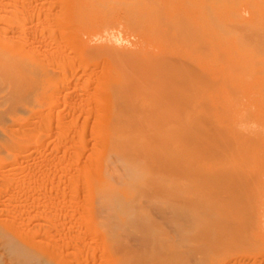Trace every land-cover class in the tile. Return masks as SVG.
<instances>
[{
  "label": "rangeland",
  "instance_id": "obj_1",
  "mask_svg": "<svg viewBox=\"0 0 264 264\" xmlns=\"http://www.w3.org/2000/svg\"><path fill=\"white\" fill-rule=\"evenodd\" d=\"M92 1H82L84 4L82 5L81 0H0V46L5 47L4 49L7 46V49H10V46L16 45L14 48L18 46L19 48H11L14 53L17 52L15 54H25L31 66L36 64L45 66L55 75L51 76L50 70L47 72L49 74L43 72L42 75L45 73L48 78L51 77L47 81L45 75L44 82L42 79L44 77L40 73L44 71L43 68L41 67V70L40 67L36 69L33 67V78L36 77L34 79L36 82L40 79L39 83L33 80L30 98L20 96L22 99L19 95L13 97L16 92L9 93L7 87L10 83L4 72L2 74L4 79L0 80V264H264V215H259V208L263 207L264 210V36L262 35L264 19L257 17L264 16V0H238L239 2L236 0L219 2L218 0H156L157 2L118 0L119 3L117 0H104L105 4L107 2L106 6L99 0H94L96 5L92 6L94 4ZM75 2L85 14L82 10L78 11L77 6H74L77 10L70 9ZM157 6L165 7L162 9L164 13ZM254 6L256 8L251 9ZM181 7L182 9L179 10ZM113 8L116 10L114 9L111 16L117 15L109 17L110 12H106L105 9L112 11ZM157 9L161 15L158 14ZM74 10L79 14L73 12ZM133 10L134 14L129 12ZM140 12L144 13L142 14L144 17L141 16L143 19L139 17ZM235 13L239 15L235 16ZM135 14H139L138 17ZM149 14L152 18H149ZM78 15L81 17L79 18ZM85 15L97 16L98 20L102 17L100 18L102 21H95L93 17L91 18L94 21L91 18H83ZM163 15L167 17L165 22ZM107 16L113 23L109 24ZM128 16L131 21H128ZM237 18L241 19L240 22ZM76 19L80 22H76ZM103 20L108 27L100 24V21L104 23ZM88 21L90 25L87 24ZM184 22H187V25ZM244 23L246 25L250 23V28L254 26L251 32ZM162 27L164 28L160 33L165 34L161 35L159 28ZM149 28L153 32L149 31ZM246 28H249L248 31ZM184 31L188 34L186 32L183 34ZM178 32L182 34V38L179 37L181 34ZM252 37L256 38L257 43L254 40V43H250ZM185 42H188V45ZM94 44L99 45L97 47ZM105 45L114 48L110 51ZM256 46L263 49L262 53ZM99 49L101 53L96 54L100 52ZM194 49L198 52L192 51ZM109 55L113 56V59L120 57L121 62L119 63L118 58L111 64V60L110 64L107 62L106 68L104 65L107 64L104 62L106 58V60L111 59ZM216 57L220 58L216 59ZM115 65L118 66L117 69ZM121 69L123 72L119 75ZM128 75L129 78L125 77ZM125 78L129 79L127 84ZM187 78L191 83L189 79V83L187 82ZM110 81H112L111 88H109ZM196 86L200 91L195 94ZM113 88L116 91H113ZM107 90L110 92L112 90V94ZM116 92L118 93L114 94L115 97H111ZM9 94L12 95L11 99ZM131 94L134 96V101L130 98ZM51 96L58 97L59 100L54 101L55 98L52 100ZM145 97L151 98H148L151 109ZM114 99L117 101L115 102ZM171 100L175 103L173 104ZM103 103L107 108L109 107V111ZM144 104L149 107L145 105L146 108L143 109ZM116 110L119 112H116L119 119L114 115ZM112 114L111 119L114 122L110 119ZM148 114L151 116H147ZM209 114L211 118L207 119L205 116L208 117ZM187 117L190 120L192 117L194 122L192 120L189 122ZM104 119L106 122H103ZM183 119L185 122H192V125L190 124L189 127ZM155 125L157 127L154 128ZM233 125L239 126L234 128ZM244 126L250 131L253 130V133ZM163 128H166L165 131ZM147 129L152 130L151 136ZM166 130L171 132L168 134ZM223 130L227 135L222 132ZM241 132H244L243 135ZM172 133L173 139H171ZM217 134L222 138L217 137ZM142 137L145 140H141ZM120 138H125V141L122 139L120 142ZM137 138L141 142H138ZM168 138L171 139L170 142ZM230 139L233 140L228 142ZM147 140L148 142H145ZM108 142H110L109 146L113 142L111 148L107 147ZM164 144L165 148L162 146ZM179 144L181 145L177 147L176 145ZM115 145L117 146L113 147ZM166 145L174 150L169 148L170 152ZM186 149L187 151H184ZM175 154L177 156L179 154L178 159ZM134 161L138 163V168ZM113 164H117L118 167L115 168ZM130 166L136 167V171ZM160 167L163 171L166 169L165 173L161 172ZM130 168L132 170H129ZM113 171H116V174ZM157 178L160 180L156 183ZM169 180L174 181L171 183ZM164 184L167 188L170 185L169 188H174L173 191L176 190L178 194L173 193L172 189H166ZM116 194H119L118 197ZM191 197L196 200H192ZM107 204L112 205H109V208ZM256 221L257 225L254 226Z\"/></svg>",
  "mask_w": 264,
  "mask_h": 264
},
{
  "label": "bare ground",
  "instance_id": "obj_2",
  "mask_svg": "<svg viewBox=\"0 0 264 264\" xmlns=\"http://www.w3.org/2000/svg\"><path fill=\"white\" fill-rule=\"evenodd\" d=\"M51 1H52V0H51ZM82 1L84 2L85 0H81V3H82ZM86 1H88V0H86ZM90 1H91V0H90ZM93 1H94V0H93ZM93 1H92V4H93ZM96 1H98V0H96ZM99 1H101V2L104 3V0H103V1H102V0H99ZM105 1H106V0H105ZM117 1H118V0H117ZM117 1H116V2H117ZM120 1H121V0H120ZM128 1H129V0H128ZM152 1H154V0H152ZM155 1H156V0H155ZM160 1H161V0H160ZM183 1H185V0H183ZM193 1H194V0H193ZM196 1H197V0H196ZM206 1H207V0H206ZM216 1H217V0H216ZM219 1H222V0H218V2H219ZM228 1H229V0H228ZM230 1H231V0H230ZM236 1L239 2L238 0H236ZM116 2H115V3H116ZM129 2H130V1H129ZM156 2H157V1H156ZM187 2H189V1H187ZM203 2H204V1H203ZM212 2H213V1H212ZM237 2H236V3H237ZM243 2H244V1H243ZM254 2H255V1H254ZM260 2H261V1H260ZM81 3H80V4H81ZM97 3H99V2H97ZM117 3H119V1H118ZM123 3H124V2H123ZM134 3H135V2H134ZM138 3H139V2H138ZM142 3H143V2H142ZM148 3H151V2H148ZM167 3H168V2H167ZM169 3H171V2H169ZM191 3H192V2H191ZM191 3H190V4H191ZM197 3H198V2H197ZM200 3H201V2H200ZM205 3H206V2H205ZM252 3H253V2H252ZM85 4H86V2H85ZM87 4L89 5V3H87ZM100 4H101V3H100ZM104 4H105V3H104ZM104 4H102V8L104 7V6H103ZM109 4H110V2H109ZM128 4H130V3H128ZM140 4H141V3H140ZM140 4H139V5H140ZM153 4H154V3H153ZM209 4H210V3H209ZM253 4H255V3H253ZM257 4H258V3H257ZM82 5H84V4L82 3ZM95 5H96V4H95V1H94V4H93L92 6H95ZM97 5H98V4H97ZM106 5H107V2H106V4H105V6H106ZM120 5H121V4H120ZM141 5H142V4H141ZM141 5H140V6H141ZM162 5L164 6V4H162ZM201 5H202V4H201ZM248 5H249V4H248ZM74 6H77V8H78V4L76 5V2H75V3H73V8H70V9H71V10H72V9L77 10ZM80 6H81V5H80ZM85 6H86V5H85ZM85 6H83V8H84ZM90 6H91V5H90ZM135 6H137V4H136ZM163 6H157V7L160 8V7H163ZM166 6H167V5H166ZM232 6H233V5H232ZM250 6H251V5H250ZM250 6H248V7H250ZM255 6H256V5H255ZM255 6H254V8L251 7V9H255V8H256ZM259 6H260V5H259ZM259 6H258V7H259ZM86 7H88V6H86ZM86 7H85V8H86ZM96 7H97V6H96ZM96 7L94 8V10H96ZM114 7H115V6H114ZM120 7H121V6H120ZM168 7L170 8V5H169V4H168ZM197 7H198V6H197ZM203 7H204V6H203ZM203 7H202V8H203ZM235 7H236V6H235ZM260 7H261V6H260ZM80 8H81V7H80ZM92 8H93V7H92ZM99 8H100V6H99ZM107 8H108V7H107ZM111 8H112V7H111ZM121 8H123V6H122ZM164 8H165V7H164ZM164 8H160L161 11H162V9H164ZM184 8H185V7H184ZM209 8H210V7H209ZM214 8H215V6H214ZM230 8H231V7H230ZM90 9H91V8H90ZM100 9H101V8H100ZM103 9H104V8H103ZM103 9H101V10L103 11ZM108 9L111 10L110 8H108ZM114 9L116 10V8H113L112 11H107V9H105L106 12H108V13L110 12V13H109V14H110L109 17H114V16L117 15V14H116V15H112V16H111V14H112V12L114 11ZM128 9H129V8H128ZM142 9H144V8H141V10H142ZM176 9H177V8H176ZM181 9H182V7L179 8V10H181ZM187 9H188V8H187ZM190 9H191V8H190ZM221 9H224V8H221ZM75 10H74L73 12H76L77 14H79L78 11H79L80 9L78 8V11H75ZM81 10H82V9H81ZM81 10H80V11H81ZM101 10H100V11H101ZM130 10H131V9H130ZM157 10H158V14L161 15L159 9H157ZM157 10H156V11H157ZM179 10H178V11H179ZM225 10H226V9H225ZM263 10H264V8H263ZM69 11H70V10H69ZM97 11H98V10H97ZM102 11H101V12H102ZM135 11H136V10H135ZM172 11L174 12V10H172ZM172 11H171V12H172ZM183 11H185V10H183ZM191 11H192V10H190V12H191ZM210 11H211V10H210ZM216 11H217V9H216ZM219 11H220V10H219ZM60 12H61V11H60ZM98 12H99V11H98ZM120 12H121V11H120ZM123 12H125V11L123 10ZM129 12H130V13L133 12V14H134V10H133V11H129ZM136 12L138 13V11H136ZM153 12H154V10H153ZM162 12H163V11H162ZM162 12H161V13H162ZM175 12H177V11H175ZM179 12H180V11H179ZM187 12L189 13V11H187ZM192 12H193V11H192ZM195 12H196V11H195ZM230 12H231V11H230ZM260 12H261V11H260ZM58 13H59V12H58ZM71 13H72V12H71ZM76 13H75V14H76ZM80 13H81V12H80ZM82 13L85 14L83 10H82ZM94 13H95V12H94ZM116 13H118V12L116 11ZM151 13H152V12H150V14H151ZM163 13H164V12H163ZM209 13H210V12H209ZM209 13H208V14H209ZM216 13H218V12H216ZM238 13H239V12H238ZM238 13H235V16H236V14H237V15L240 14V13H239V14H238ZM254 13H255V12H254ZM256 13H257V12H256ZM83 14H82V15H83ZM126 14H127V13H126ZM140 14H141V15H140L139 17H141V16L144 17V15H142V14H144V13H141V12H140ZM145 14H146V13H145ZM150 14H149V18L153 15V14H151V16H150ZM176 14H177V13H176ZM176 14H175V15H176ZM226 14H227V13H226ZM257 14H258V13H257ZM257 14H256V15H257ZM259 14H260V13H259ZM103 15H104V14H103ZM118 15H119V14H118ZM127 15H128V14H127ZM135 15H136V14H135ZM138 15H139V14H138ZM138 15H136V16L138 17ZM175 15H173V16L175 17ZM184 15H185V14H184ZM78 16H79V15H78ZM95 16H96V15H95ZM105 16H106V14H105ZM105 16H104V17H105ZM122 16H123V15H122ZM131 16H133V15H131ZM163 16H164V15H163ZM180 16H181V15H180ZM180 16H179V17H180ZM190 16H191V13H190ZM206 16H207V15H206ZM241 16H242V15H241ZM80 17H81V16H79V18H80ZM91 17H93V16H91ZM91 17H89V16L86 17V15L83 16V18H91ZM96 17H97V16H96ZM96 17H93V18L96 19L95 21L98 20V18H96ZM143 17H141V18L143 19ZM165 17H166V16H164V22L166 21ZM185 17H186V16H185ZM195 17H196V14H195ZM210 17H211V16H210ZM210 17H209V18H210ZM219 17H220V16H219ZM219 17H218V18H219ZM223 17H224V16H223ZM231 17H232V16H231ZM257 17H258V18H259V17H260V18L262 17L261 20L264 19V18H263L264 16H262V15H261V16L259 15V16H257ZM72 18H73V17H72ZM76 18H78V17H76ZM79 18H78V20H79ZM100 18H102V17H100ZM100 18H99V20H101ZM107 18H108V16H107ZM129 18H130V17L128 16V21H131V20H129ZM141 18H140V20H142ZM151 18H152V17H151ZM154 18H155V17H153V20H154ZM166 18H167V17H166ZM176 18H177V17H176ZM181 18H182V16H181ZM181 18H180V19H181ZM189 18H190V17H189ZM207 18H208V17H207ZM220 18H221V17H220ZM241 18H242V17H241ZM54 19H55V18H54ZM54 19H53V20H54ZM73 19H74V18H73ZM105 19H106V18H105ZM105 19H104V20H105ZM126 19H127V18H126ZM132 19L134 20V18H132ZM135 19H137V18L135 17ZM162 19H163V18H162ZM172 19H173V18H171V20H172ZM178 19H179V18H178ZM214 19H216V18H214ZM237 19H238V18H237ZM239 19H240V18H239ZM239 19H238V21H239ZM76 20H77V19H76ZM78 20H77L76 22H80V21H78ZM84 20H85V19H84ZM91 20H93V19L91 18ZM99 20H98V21H99ZM104 20H103V21H104ZM106 20H107V19H106ZM108 20H109V18H108ZM108 20H107V22H108ZM137 20H139V18H138ZM148 20H149V19H148ZM148 20H147V21H148ZM171 20H170V21H171ZM182 20L184 21V19H182ZM187 20H188V18H187ZM190 20H191V19H190ZM240 20H241V19H240ZM255 20H256V19H255ZM255 20H254V21H255ZM86 21H87V19H86ZM89 21H90V20H89ZM89 21H88V23H87V22H86V23L90 25V22L92 23V21H90V22H89ZM93 21H94V20H93ZM101 21H102V20H101ZM101 21H100V24H104V25H105V21H104V23H101ZM158 21H159V20H158ZM174 21H175V20H173V22H174ZM225 21H226V20H225ZM254 21H252V22H254ZM262 21H264V20H262ZM143 22H145V21H143ZM143 22H140V24L143 23ZM151 22L154 23V21H150V23H151ZM173 22H171V23H173ZM176 22H177V21H176ZM176 22H175V23H176ZM239 22H240V21H239ZM255 22H257V21H255ZM84 23H85V22H84ZM111 23H113V21L110 19V20H109V24H111ZM114 23H116V22L114 21ZM157 23H158V22H157ZM162 23H163V22H162ZM178 23H180V22H178ZM184 23H185V22H184ZM186 23H187V22H186ZM186 23H185V24H186ZM196 23H197V22H196ZM223 23H224V22H223ZM228 23H229V22H228ZM231 23H232V22H231ZM237 23H238V22H237ZM245 23H246V22H245ZM245 23H244L245 27H246V26L249 27V24H250V23L247 24V25H246ZM95 24H96V23H94V25H95ZM125 24H126V23H125ZM159 24H160V23H159ZM176 24H177V23H176ZM240 24H241V23H240ZM240 24H237V25L239 26ZM89 25H88V26H89ZM94 25H93V27H94ZM96 25H97V24H96ZM127 25H128V24H127ZM151 25H154V24H151ZM172 25H173V24H172ZM172 25H171V26H172ZM180 25H181V24H180ZM186 25H187V24H186ZM194 25H195V24H193V26H194ZM196 25H197V24H196ZM215 25H216V24H215ZM137 26H138V25H137ZM154 26H155V25H154ZM161 26H162V25H161ZM161 26H160V27H161ZM165 26H166V25H165ZM173 26H174V25H173ZM227 26H228V25H227ZM238 26H237V27H238ZM261 26H263V25H261ZM91 27H92V25H91ZM105 27H108V26L105 25ZM132 27H134V26L132 25ZM147 27H148V25H147ZM156 27H157V26H156ZM168 27H169V26H168ZM197 27H198V26H197ZM235 27H236V26H235ZM243 27H244V26H243ZM252 27H254V26H252ZM252 27H251V28H252ZM255 27H256V26H255ZM259 27H260V26H259ZM259 27H258V28H259ZM83 28H85V27H83ZM136 28H137V27H136ZM141 28H142V26H141ZM152 28H153V27H152ZM154 28H155V27H154ZM163 28H164V27L159 28V29H160V30H159V33L162 32L161 29H163ZM166 28H167V27H166ZM198 28H199V27H198ZM228 28H229V27H228ZM239 28H240V27H239ZM249 28H250V27H249ZM249 28H246L247 31H248ZM251 28H250V31H249V32L252 31ZM85 29H86V28H85ZM137 29H138V28H137ZM155 29H158V28H155ZM173 29H174V28H173ZM173 29H171V30H173ZM188 29H189V28H188ZM207 29H208V28H207ZM253 29H255V28H253ZM165 30H166V29H165ZM168 30H169V29H168ZM174 30H176V29H174ZM189 30H190V29H189ZM194 30H195V29H194ZM244 30H245V29L243 28V31H244ZM257 30H258V29H257ZM259 30H260V29H259ZM132 31H133V30H132ZM134 31H136V30L134 29ZM147 31H148V30H147ZM149 31H152V30H150V28H149ZM154 31L156 32V30H154ZM169 31H170V30H169ZM186 31H187V30H186ZM186 31H184L183 34H185ZM253 31H255V30H253ZM263 31H264V30H263ZM111 32H112V31H111ZM152 32H153V31H152ZM152 32H151V33H152ZM155 32H154V34H155ZM163 32H165V31H163ZM180 32H183V31H180ZM180 32H178V33H180ZM197 32H198V30H197ZM209 32H210V31H209ZM223 32H224V31H223ZM258 32H259V31H258ZM107 33H108V32H107ZM145 33H146V32H145ZM148 33H149V32H148ZM157 33H158V32H157ZM159 33H158V34H159ZM167 33H168V32H167ZM175 33H176V32H175ZM186 33H187V32H186ZM194 33H195V32H194ZM205 33H206V32H205ZM244 33H246V32L244 31ZM247 33H248V32H247ZM253 33H254V32H253ZM261 33H262V32H260V35H261ZM108 34H110V33H108ZM160 34L162 35V34H165V33H160ZM160 34H159V36H160ZM170 34H172V33H170ZM180 34H181V33H180ZM187 34H188V33H187ZM196 34H197V33H196ZM196 34H195V35H196ZM222 34H223V33H222ZM254 34H256V33H254ZM96 35H97V34H96ZM111 35H112V34H111ZM156 35H157V34H156ZM205 35H206V34H205ZM249 35H250V34H249ZM262 35L264 36L263 33H262ZM20 36H21V35H20ZM93 36H94V35H93ZM105 36H106V35H105ZM164 36H165V35H164ZM198 36H199V35H198ZM206 36H207V35H206ZM237 36H238V35H237ZM179 37L182 38V34H181V36H179ZM183 37H184V35H183ZM187 37L189 38L190 36L188 35ZM201 37H202V36H201ZM211 37H212V36H211ZM228 37H229V36H228ZM247 37H249V36H247ZM255 37H257V36H255ZM260 37H261V36H260ZM19 38H20V37H19ZM21 38H22V37H21ZM94 38H95V37H94ZM111 38H112V37H111ZM164 38H165V37H164ZM184 38H185V37H184ZM184 38H183V39H184ZM213 38H214V37H213ZM236 38H237V37H236ZM250 38H251V37H250ZM252 38H253V37H252ZM10 39H12V38L10 37ZM13 39H14V38H13ZM160 39H161V38H160ZM193 39H194V38H193ZM255 39H256V38H255ZM255 39L253 38L252 41H253V40L255 41ZM259 39H260V38H259ZM262 39H263V37H262L260 40L262 41ZM24 40H25V39H24ZM112 40H114V39H112ZM164 40H165V39H164ZM170 40H171V39H170ZM180 40H182V39H180ZM204 40H205V39H204ZM204 40H203V41H204ZM13 41H14V40H13ZM16 41H17V40H16ZM158 41H159V40H158ZM172 41H173V40H172ZM184 41H185V40H184ZM194 41H195V40H194ZM196 41H197V40H196ZM209 41H210V40H209ZM247 41H248V40H247ZM252 41H251L250 43H254V41H253V42H252ZM261 41H260V42H261ZM174 42H175V41H174ZM255 42H256V41H255ZM9 43H10V42H9ZM15 43H16V42H15ZM175 43H176V42H175ZM185 43H187V45H188V42H185ZM256 43H257V42H256ZM176 44H177V43H176ZM179 44H181V43H179ZM191 44H192V43H191ZM0 45H1V44H0ZM18 45H20V44H18ZM91 45H92V44H91ZM94 45L98 47L99 44H94ZM173 45H174V44H173ZM181 45H182V44H181ZM185 45H186V44H185ZM197 45H198V43H197ZM197 45H195V47H196ZM211 45H213V43H212ZM14 46H16V45H14ZM14 46H10V49H7L8 46L6 47V49H4L5 47L3 48V47L0 46V80L4 79V78H3V75H2L3 72H4L5 75L7 76V79H8V81H9V83H10V84H9V87H7V88L9 89V93L12 94L13 92H16L17 94L15 93V94L13 95V97H15V98H16V96H18V95H19V97H20V96H23V97H25V96H26V97H29V95H30L31 92L33 91V83H34V81H35L34 79L36 78V77L33 78V77H34L33 70H32L33 67H34V69L39 68V67H40V68L42 67L44 71H41V72H40L41 75H42L43 72H46V73L49 72L50 69L48 70V69H46L45 66H42V65H39V64H38V65L36 64V65H34V66H33V65L31 66V62L28 61L29 59H27V57H26L25 54H23V53L15 54V53H17V52L14 53V50H12V49L14 48ZM22 46H23V45H22ZM95 46H94V47H95ZM105 46L107 47L108 45H105ZM171 46H172V45H171ZM190 46H191V45H190ZM207 46H208V45H207ZM12 47H13V48H12ZM17 47H18V46H17ZM17 47H15V48H17ZM94 47H93V49H94ZM108 47H109L108 50L110 49V51H111V48H114V47H112V46H111V47L108 46ZM177 47H178V44H177ZM182 47H183V45H182ZM185 47H186V46H185ZM187 47H188V46H187ZM191 47L193 48L194 45L191 46ZM210 47H212V46H210ZM241 47H242V46H241ZM249 47H250V46H249ZM256 47H258V46H256ZM262 47H263V46H262ZM11 48H12V49H11ZM15 48H14V49H15ZM18 48H19V47H18ZM56 48H58V47H56ZM87 48H88V47H87ZM102 48H104V46H103ZM163 48H164V47H163ZM252 48H253V47H252ZM60 49H61V48H60ZM60 49H59V50H60ZM85 49H86V48H85ZM88 49H89V48H88ZM93 49H92V50H93ZM96 49L98 50V48H96ZM207 49H208V48H207ZM209 49H210V48H209ZM216 49H217V47H216ZM254 49H255V48H254ZM254 49H253V50H254ZM257 49L260 50V52L263 50L262 48L259 49V47H258ZM22 50H24V49L22 48ZM90 50H91V48H90ZM108 50H107V51H108ZM114 50H116V48H115ZM123 50L126 51V49H123ZM160 50H161V49H160ZM171 50H172V49H171ZM174 50L176 51V49H174ZM174 50H172V51H174ZM181 50H182V48H181ZM181 50H180V51H181ZM196 50H197V49H196ZM196 50L194 49V50H192V51L195 52ZM199 50L201 51L202 49L199 47ZM217 50H218V49H217ZM233 50H234V49H233ZM15 51H16V50H15ZM93 51H94V50H93ZM95 51H96V50H95ZM99 51H100V49H99ZM192 51H191V53H192ZM206 51H207V50H206ZM220 51H221V50H220ZM263 51H264V50H263ZM20 52H21V51H20ZM22 52H23V51H22ZM25 52L27 53V51H25ZM127 52H129V51H127ZM130 52H131V51H130ZM133 52H134V51H132V53H133ZM164 52H165V50H164ZM177 52H178V50H177ZM186 52H187V51H186ZM197 52H198V50H197ZM203 52H204V51H203ZM207 52L209 53L210 51H207ZM218 52H219V51H218ZM260 52L258 51V54H259ZM97 53H101V51H100V52H96V54H97ZM107 53H108V52H107ZM116 53H118V52L116 51V52H115V55H116ZM119 53L121 54V51H120ZM167 53H168V52H167ZM200 53H201V52H200ZM208 53H207V55H208ZM213 53H214V52H213ZM213 53H212V55H213ZM226 53H227V52H226ZM261 53H262V52H261ZM103 54H105V53L103 52ZM103 54H102V56H103ZM120 54H118V55H120ZM161 54H162V53H161ZM179 54H180V53H179ZM227 54H228V53H227ZM105 55H106V54H105ZM124 55H125V53H124ZM180 55H181V54H180ZM209 55H211V53H210ZM109 56L111 57V55H109ZM109 56H108V57H109ZM116 56H117V55H116ZM159 56H160V55H159ZM183 56H184V55H183ZM192 56H193V55H192ZM202 56H203V55H202ZM121 57H122V56H121ZM146 57H147V56H146ZM146 57H145V58H146ZM164 57H165V56H164ZM205 57H206V56H205ZM226 57H227V56H226ZM230 57H231V56H230ZM104 58H105V57L103 56V59H104ZM118 58H119V60H120V61H119V63H120V62H121V58H120V57H118ZM118 58L116 57V58H114V59H115V60H116V59L118 60ZM138 58H139V57H138ZM183 58H184V57H183ZM217 58H218V57H216V59H217ZM219 58H220V57H219ZM219 58H218V59H219ZM106 59H107V58H106ZM106 59H105L106 62H104V63H106L107 65H104V66L107 68L108 63L112 60V62H110V63L112 64L114 59H113V56L111 57L110 60H106ZM123 59H125V56H124ZM178 59H179V58H178ZM181 59H182V58H181ZM184 59H185V58H184ZM186 59H188V57H186ZM189 59H190V57H189ZM189 59H188V60H189ZM211 59H212V58H211ZM229 59H230V58H229ZM141 60H142V59H141ZM143 60H144V56H143ZM159 60H160V59H159ZM191 60H192V59H191ZM191 60H190V61H191ZM207 60H209V59H207ZM224 60H225V59H224ZM135 61H136V60H135ZM145 61H146V60H145ZM186 61H187V60H185V62H186ZM209 61H210V60H209ZM29 62H30V63H29ZM38 62H39V61H38ZM107 62H108V63H107ZM114 62L116 63L117 61H114ZM156 62H157V60H156ZM187 62H188V61H187ZM193 62H194V60H193ZM223 62H224V61H223ZM259 62H260V61H259ZM110 63H109V64H110ZM117 63H118V62H117ZM130 63H131V62H130ZM151 63H152V62H151ZM164 63H165V62H164ZM213 63H214V62H213ZM262 63H263V61H262ZM137 64H138V62H137ZM145 64H146V62H145ZM154 64H155V63H154ZM167 64H168V63H167ZM187 64H189V63H187ZM192 64H193V63H192ZM131 65H132V64H131ZM207 65H208V64H207ZM214 65H216V64H214ZM46 66H47V65H46ZM104 66H103V67H104ZM120 66H121V65H119V67H120ZM141 66H142V65H141ZM165 66H166V65H165ZM181 66H182V65H181ZM181 66H180V67H181ZM44 67H45V68H44ZM114 67H116L115 69L118 68V66H116V65H115ZM149 67H150V66H149ZM158 67H159V66H158ZM166 67H167V66H166ZM176 67H177V66H176ZM180 67H179V68H180ZM195 67H197V65H195ZM42 68H41V70H42ZM50 68H51V67H50ZM108 68H109V67H108ZM120 68H123V67H120ZM120 68H119V70H120ZM129 68H130V66H129ZM156 68H157V67H156ZM182 68H183V67H182ZM182 68H181V69H182ZM164 69H165V67H164ZM261 69H262V68H261ZM47 70H48V71H47ZM106 70H107V69H106ZM119 70H117V71H119ZM177 70H178V69H177ZM192 70H193V69H192ZM199 70H200V69H199ZM235 70H236V69H235ZM51 71H52V70H50V72H49L50 75H51V76H55V75H53V74L51 73ZM111 71H112V69H111ZM132 71H133V70H132ZM137 71H138V70H137ZM143 71H144V70H143ZM154 71H155V70H154ZM156 71H157V70H156ZM186 71H188V70H186ZM103 72H104V69H103ZM122 72H123V70L121 69V73L118 72L119 75H120V74L122 75ZM149 72H150V71H149ZM254 72H255V71H254ZM49 73H47V74H49ZM198 73H199V72H198ZM202 73H203V72H202ZM205 73H206V72H205ZM36 74H37V72H36ZM108 74H109V73H108ZM128 74H129V73H128ZM134 74H135V73H134ZM143 74H144V73H143ZM167 74H168V73H167ZM174 74H176V73H174ZM179 74H180V73H179ZM45 75H46L45 73H44V75H42V76L44 77V78H42V79L44 80V82H45L46 79H48L47 81H49V79H50L51 77L48 78V76L46 75V77H47V78H46ZM50 75H49V76H50ZM106 75H107V73H106ZM171 75H172V74H171ZM182 75H183V74H182ZM260 75H261V74H260ZM39 76H40V75H39ZM109 76H110V74H109ZM133 76H134V75H133ZM151 76H152V75H151ZM214 76H215V75H214ZM40 77H41V76H40ZM40 77H39V78H40ZM105 77H106V76H105ZM125 77H128V78H129V75H128V76H125ZM139 77H140V76H139ZM153 77H155V75H154ZM173 77H174V76H173ZM181 77H183V76H181ZM188 77H189V76H188ZM209 77H211V76H209ZM37 78H38V77H37ZM45 78H46V79H45ZM143 78H144V77H143ZM167 78H168V77H167ZM174 78H175V77H174ZM184 78H185V75H184ZM193 78H194V77H193ZM195 78H196V77H195ZM120 79H121V76H120ZM125 79H126V78H125ZM155 79H156V78H155ZM188 79H189V78H187V82L189 83V81H190V83H191V80H190L191 77H190L189 81H188ZM33 80H34V81H33ZM36 80H37V79H36ZM39 80H40V79H39ZM39 80L37 81L38 83H39ZM43 80H41V81H43ZM126 80H127V79H126ZM128 80H129V79H128ZM128 80H127L126 84L128 83ZM130 80H132V79H130ZM141 80H143V79H141ZM150 80H152V78H151ZM177 80H178V78H177ZM180 80H181V79H180ZM203 80H204V78H203ZM47 81H46V82H47ZM104 81H105V80H104ZM144 81H145V80H144ZM148 81H149V80H148ZM200 81H201V80H200ZM209 81H210V80H209ZM243 81H244V80H243ZM37 82L35 81V83H37ZM44 82H43V83H44ZM54 82L56 83V81H54ZM54 82H53V83H54ZM111 82H112V81L109 82V83H110V87H109L108 84H105V85H108V87L111 88V84H112ZM120 82H121V81H119V83H120ZM151 82H152V81H151ZM192 82H193V81H192ZM57 83H58V82H57ZM57 83H56V84H57ZM119 83H118V84H119ZM121 83H122V82H121ZM131 83L133 84L134 82H131ZM131 83H130L129 85H131ZM146 83H149V82H146ZM146 83H145V84H146ZM155 83H156V82H155ZM166 83H167V82H166ZM193 83H194V82H193ZM198 83H199V82H198ZM198 83H197V84H198ZM202 83H203V82H201V83H199V84H202ZM113 84H114V82H113ZM118 84H117V86H119ZM135 84H136V81H135ZM142 84H143V83H142ZM37 85H38V84H37ZM39 85H40V84H39ZM122 85H123V84H122ZM122 85H120V87H121ZM129 85H127V86H129ZM146 85H147V84H146ZM152 85H153V84H152ZM168 85H169V84H168ZM181 85H183V84H181ZM186 85H187V84H186ZM190 85H191V84H190ZM190 85H189V86H190ZM40 86H41V85H40ZM46 86H47V85H46ZM55 86H56V85H55ZM55 86H54V87H55ZM113 86H114V85H113ZM150 86H151V83H150ZM150 86H148V87H150ZM158 86H159V85H158ZM177 86H178V85H177ZM187 86H188V85H187ZM194 86H195V85H194ZM194 86L192 85V87H194ZM242 86H243V85H242ZM37 87H38V86H37ZM41 87H42V86H41ZM44 87H45V86H44ZM101 87H102V86H101ZM123 87H124V86H123ZM141 87H142V86H141ZM156 87H157V86H156ZM160 87H162V85H161ZM168 87H169V86H168ZM192 87H190V88H192ZM197 87H198V86H196V88H195L196 91H194V93L200 91V89H198ZM105 88H106V86H105ZM109 88H108V89H109ZM136 88H138V87L136 86ZM165 88H166V87H165ZM188 88H189V87H188ZM36 89H37V88H36ZM39 89H40V87H39ZM52 89H53V88H52ZM123 89H124V88H123ZM129 89H130V88H129ZM138 89H139V88H138ZM143 89H144V87H143ZM143 89H142V91H143ZM193 89H194V88H193ZM193 89H191V90H193ZM197 89H198V90H197ZM54 90H55V89H54ZM102 90H104V89H101V91H102ZM114 90H115V89L113 88V91H114ZM154 90H155V89H154ZM154 90H153V91H154ZM161 90H163V89H161ZM170 90H172V89H170ZM173 90H175V89H173ZM180 90H181V89H180ZM261 90H262V89H261ZM27 91H28V93H27ZM37 91H39V90H37ZM52 91H53V90H52ZM107 91L110 92L109 90H107ZM115 91H116V90H115ZM166 91H167V90H166ZM40 92H41V91H40ZM57 92H58V90H57ZM57 92H56V93H57ZM111 92H112V90H111ZM111 92H110L109 94H112ZM145 92H146V91H145ZM149 92H151V90H150ZM158 92H159V91H158ZM179 92H180V91H179ZM191 92H192V91H191ZM18 93H19V94H18ZM21 93H22L23 95H21ZM34 93H35V92H34ZM34 93H33V94H34ZM36 93H37V92H36ZM53 93H54V92H53ZM100 93H101V92H100ZM102 93H103V92H102ZM104 93H105V92H104ZM104 93H103V94H104ZM117 93H118V92L113 93V96H111V97H115L114 94H117ZM120 93H121V92H120ZM120 93H119V94H120ZM133 93H135V92H133ZM180 93H181V92H180ZM188 93H189V92H188ZM10 94H9V96H10ZM57 94H58V93H57ZM128 94H129V93H128ZM154 94H156V93H154ZM172 94H173V93H172ZM195 94H196V93H195ZM197 94H198V93H197ZM15 95H16V96H15ZM122 95H123V94H122ZM122 95H121V97H122ZM138 95H139V93L136 94V96H137L136 98H137V99H138ZM152 95H153V93H152ZM11 96H12V95H11ZM11 96H10V99L12 98ZM102 96H103V95H102ZM106 96H107V95H106ZM106 96H105V97H106ZM131 96H132V94H131ZM140 96H141V95H140ZM155 96H156V95H155ZM157 96H158V95H157ZM163 96H164V95H163ZM192 96H194V95H192ZM192 96H191V97H192ZM19 97H18V98H19ZM52 97H53V96H51V98H52ZM103 97H104V96H103ZM142 97H143V96H142ZM166 97H167V96H166ZM169 97H170V95H169ZM20 98L22 99V97H20ZM29 98H30V97H29ZM51 98H50V100H51ZM54 98H55V97H54ZM54 98H52V100H53ZM108 98H109V97H108ZM108 98H107L106 100H108ZM130 98H131V100H132V99L134 98V96H132V97H130ZM130 98H129V99H130ZM136 98H135V99H136ZM145 98H146V97H145ZM148 98H149V97H148ZM148 98H146V99L148 100V104H149V99H151V98H149V99H148ZM182 98H183V97H182ZM56 99H58V97L55 98L54 101H57ZM137 99H136V100H137ZM152 99H153V97H152ZM158 99H159V98H158ZM160 99H162V98L160 97ZM180 99H181V98H180ZM193 99H194V98H193ZM58 100H59V99H58ZM114 100H115V99H114ZM139 100H140V98H139ZM139 100H138V103H139ZM116 101H117V100H115V102H116ZM133 101H134V99H133ZM141 101H142V100H141ZM150 101H152V100H150ZM163 101H164V100H163ZM171 101H172V100H171ZM190 101H191V100H190ZM192 101H193V100H192ZM192 101H191V102H192ZM106 102H107V101H106ZM109 102H110V101H109ZM172 102H173V101H172ZM206 102H207V101H205V104H207ZM107 103H108V102H107ZM112 103H114V101H113ZM121 103H122V102H121ZM152 103H153V102H152ZM174 103H175V101L173 102V104H174ZM199 103H200V102H199ZM109 104H110V103H109ZM109 104H107V105H108V106H111V105H109ZM115 104L118 105V103H115ZM115 104H113V105L115 106ZM127 104H128V103H127ZM135 104H137V101L135 102ZM157 104H158V103H157ZM165 104H167V103H165ZM179 104H180V103H179ZM190 104H191V103H190ZM103 105H104V107H105L106 109L109 108V107L107 108V106H106L104 103H103ZM145 105L147 106V104H144V106H142V107H144L143 109L146 108ZM167 105H168V104H167ZM175 105H176V104H175ZM184 105H185V104H183V106H184ZM21 106H22V105H21ZM23 106H24V105H23ZM132 106H133V105H132ZM149 106H150V104H149ZM149 106H147V107H149ZM185 106H187V105H185ZM189 106H190V105H189ZM201 106H202V105H201ZM97 107H98V106H97ZM119 107H121V106H119ZM136 107H137V105H136ZM152 107H153V106H152ZM207 107H209V106H207ZM217 107H218V106H217ZM117 108H118V107H117ZM140 108H141V107H140ZM140 108H139V110H140ZM149 108L151 109V106H150ZM169 108H170V107H169ZM179 108H180V107H179ZM22 109H23V108H22ZM120 109H121V108H120ZM120 109H118V110H120ZM129 109H130V108H129ZM143 109H142V110H143ZM147 109H148V108H147ZM152 109H154V107H153ZM157 109H158V108H157ZM176 109H177V108H176ZM223 109H224V108H223ZM112 110H113V109H112ZM122 110H123V109H122ZM160 110H161V108H160ZM172 110H174V109L172 108ZM181 110H182V109H181ZM183 110H185V109H183ZM186 110H188V109H186ZM196 110H197V109H196ZM22 111H23V110H22ZM106 111H107V110H106ZM108 111H109V109H108ZM113 111H114V110H113ZM127 111H128V110H127ZM131 111H133V110H131ZM131 111H130V112H131ZM135 111H137V110H135ZM135 111H134V112H135ZM154 111H155V109H154ZM161 111H162V110H161ZM116 112H118V111L116 110V111L114 112V115H115L116 117H118L117 114H118L119 112H118V113H116ZM120 112L122 113V111H120ZM123 112H124V111H123ZM143 112H144V111H143ZM145 112H146V111H145ZM158 112H159V111H158ZM166 112H167V111H166ZM181 112H182V111H181ZM183 112H184V111H183ZM231 112H232V111H231ZM243 112H244V111H243ZM108 113H110V112H108ZM115 113H116V114H115ZM124 113H126V112H124ZM128 113H129V112H128ZM148 113H149V111H148ZM194 113H195V112H194ZM197 113H198V112H197ZM210 113H211V112H210ZM244 113H245V112H244ZM103 114L105 115V113H103ZM131 114H133V113H131ZM141 114H142V113H140V116H141ZM144 114H146V113H144ZM152 114H153V113H152ZM166 114H167V113H166ZM172 114H174V113H172ZM182 114H183V113H182ZM201 114H203V113H201ZM104 115H103V117H104ZM107 115H108V114L106 113V116H107ZM121 115H122V114H120V117H121ZM128 115H129V114H128ZM128 115H127V116H128ZM149 115H150V114H148L147 116H149ZM161 115H162V114H161ZM169 115H170V114H169ZM183 115H185V114H183ZM183 115H182V116H183ZM196 115H197V114H196ZM203 115H204V114H203ZM150 116H151V115H150ZM153 116H155V115H153ZM173 116H175V115H173ZM187 116H188V114H187ZM193 116H194V115H193ZM193 116H192V117H193ZM210 116H211V115L209 114L208 117H207V116H205V117H206L207 119H210V118H211ZM116 117H115V118H116ZM123 117H124V116H123ZM138 117H139V116H138ZM161 117H162V116H161ZM177 117H178V116H177ZM192 117H191V120L193 121V118H192ZM104 118H105V117H104ZM111 118H113V114H112V116L110 117V119H111ZM125 118H126V116H125ZM135 118H136V117H135ZM142 118H143V115H142ZM170 118H171V117H170ZM178 118L180 119V117H178ZM183 118H184V117H183ZM187 118L189 119V117H187ZM196 118H197V117H196ZM237 118H238V117H236V119H237ZM249 118H250V117H249ZM106 119H107V117H106ZM106 119H104L103 122H104V121L106 122ZM118 119H119V117H118ZM118 119H117V120H118ZM121 119H122V118H120V120H121ZM155 119H156V118H155ZM162 119H163V117H162ZM179 119H178V120H179ZM198 119H199V118H198ZM203 119H204V118H203ZM238 119H239V118H238ZM247 119H248V118H247ZM111 120H112V119H111ZM122 120H123V119H122ZM125 120H126V119H125ZM134 120H135V119H134ZM138 120H139V119H138ZM157 120H159V119H157ZM164 120L166 121V119H164ZM184 120H185V119H183V122H185ZM191 120L189 119L188 121L190 122ZM225 120H227V119H225ZM244 120H246V119L244 118ZM248 120H249V119H248ZM112 121H113V120H112ZM130 121H131V120H130ZM139 121H140V120H139ZM169 121H170V120H169ZM171 121H173V120H171ZM181 121H182V120H181ZM188 121H186V122L189 124V127H190V126L192 125V124H191L192 122L189 123ZM196 121H197V120H196ZM208 121H209V120H208ZM210 121H211V120H210ZM210 121H209V122H210ZM212 121H213V119H212ZM227 121H228V120H227ZM250 121H252V120L250 119ZM113 122H114V121H113ZM137 122H138V121H137ZM144 122H145V121H144ZM146 122H147V120H146ZM158 122H160V121H158ZM163 122H164V121H163ZM163 122H162V123H163ZM183 122H182V124H183ZM186 122H185V123H186ZM193 122H194V121H193ZM247 122H248V121H247ZM247 122H246V123H247ZM111 123H112V122H111ZM122 123H123V122H122ZM125 123H126V122H125ZM133 123H134V122H133ZM166 123H167V122H166ZM168 123H170V122H168ZM173 123H174V122H173ZM178 123H179V121H178ZM206 123H207V122H206ZM107 124H108V122H107ZM107 124H105V125L107 126ZM109 124H110V123H109ZM114 124H115V123H114ZM130 124H131V122H130ZM138 124H139V123H138ZM160 124H161V123H159V125H160ZM190 124H191V125H190ZM212 124H213V123H212ZM212 124H211V125H212ZM236 124H238V123L236 122ZM248 124H249V123H248ZM248 124H247V125H248ZM250 124H251V123H250ZM257 124H258V123H257ZM121 125H122V124H120V126H121ZM149 125H152V124H149ZM165 125H166V124H165ZM240 125H241V124H240ZM242 125H243V124H242ZM242 125H241V126H242ZM251 125H252V124H251ZM251 125H250V126H251ZM255 125H256V124H255ZM259 125H260V124H259ZM110 126H111V125H110ZM110 126H108V127H110ZM130 126H131V125H130ZM133 126H134V124H133ZM138 126H139V125H138ZM160 126H161V125H160ZM160 126H159V127H160ZM166 126H167V125H166ZM173 126H174V125H173ZM176 126H177V124H176ZM187 126H188V125H187ZM187 126L185 125V127H187ZM233 126H234V125H233ZM236 126H237V128H238L239 125H236ZM236 126H234V128H235ZM241 126H240V127H241ZM252 126H253V125H252ZM111 127L113 128V126H111ZM111 127H110V128H111ZM116 127H117V126H116ZM116 127H115V128H116ZM128 127H129V126H128ZM135 127H137V126H135ZM139 127H140V126H139ZM146 127H147V126H146ZM155 127H157V126L155 125L154 128H155ZM162 127H163V126H162ZM178 127H179V126H178ZM196 127H197V126H196ZM205 127H206V125H205ZM218 127H219V126H218ZM244 127H246V126H244ZM253 127H254V126H253ZM258 127H259V126H258ZM258 127H257V128H258ZM140 128H141V127H140ZM144 128H145V127H144ZM172 128H173V127H172ZM179 128H180V127H179ZM192 128H193V127H192ZM201 128H202V127H201ZM203 128H204V126H203ZM219 128H220V127H219ZM221 128H222V126H221ZM246 128H247L246 130H249L248 127H246ZM250 128H251V127H250ZM116 129H117V128H116ZM116 129H115V130H116ZM148 129H150V128H148ZM148 129H147V130H148ZM156 129H157V128H156ZM163 129H164V128H163ZM165 129H166V128H165ZM165 129H164V131H165ZM173 129H174V128H173ZM173 129H172V130H173ZM205 129H206V128H205ZM213 129H214V128H213ZM223 129L225 130L224 127H223ZM254 129H256V128H254ZM118 130H120V128H119ZM129 130H130V127H129ZM134 130H135V128H134ZM140 130H141V129H140ZM161 130H162V129H161ZM168 130H169V128H168ZM168 130H166V131L168 132ZM170 130H171V129H170ZM183 130H184V129H183ZM189 130H190V129H189ZM209 130H210V129H209ZM216 130H217V129H216ZM224 130H223L222 132H223L225 135H227L226 132H224ZM257 130H258V129H257ZM112 131H113V130H112ZM124 131H125V129H124ZM157 131H159V130H157ZM174 131H175V130H174ZM179 131H181V130L179 129ZM214 131H215V130H214ZM218 131H219V130H218ZM225 131H226V130H225ZM243 131H244V130H243ZM126 132H127V131H126ZM126 132H125V133H126ZM130 132H132V131H130ZM134 132H135V131H134ZM134 132H133V133H134ZM137 132H138V131H137ZM147 132H148V133L150 132V136H151V132H152V130H151V131L148 130ZM169 132H171V131H169ZM169 132H168V134H169ZM215 132H216V131H215ZM249 132H252V133H253V130H252V131L249 130ZM260 132H261V131H260ZM113 133H114V132H112V134H113ZM117 133H118V132H117ZM156 133H157V132H156ZM161 133H162V131H161ZM178 133H179V132H178ZM189 133H190V132H189ZM216 133H217V132H216ZM241 133H242V135H243L244 132H241ZM246 133H247V132H246ZM252 133H251V134H252ZM255 133H256V132L254 131V134H255ZM115 134H116V131H115ZM118 134H119V133H118ZM137 134H138V133H137ZM158 134H160V133H158ZM174 134H175V133H174ZM187 134H188V133H187ZM206 134H207V133H206ZM220 134H221V132H220ZM224 134H223V137H224ZM235 134H236V133H235ZM248 134H249V133H248ZM108 135H109V137H110V136H111V132H110V134H108ZM113 135H114V134H113ZM139 135H140V134H139ZM162 135H164V134H162ZM165 135H166V133H165ZM172 135H173V133L171 134V137H172L171 139H173V137H174V136H172ZM176 135H177V134H176ZM184 135H185V134H184ZM246 135H247V134H246ZM256 135H257V134H256ZM127 136H128V135H127ZM127 136H126V138H127ZM131 136H132V135H131ZM134 136H135V135L133 134V137H134ZM152 136H153V135H152ZM155 136H156V135H155ZM160 136H161V135H160ZM160 136H159V138H160ZM177 136H178V135H177ZM206 136H207V135H206ZM214 136H215V135H214ZM247 136L250 137L249 135H247ZM247 136H246V137H247ZM128 137H129V136H128ZM133 137H132V138H133ZM178 137H179V136H178ZM180 137H181V136H180ZM217 137L220 138L221 136H220V135L218 136V134H217ZM217 137H216V138H217ZM229 137H230V136H229ZM251 137H253V136H251ZM254 137H255V136H254ZM113 138H114V137H113ZM129 138H130V137H129ZM138 138H139V137H138ZM138 138H137V139H138ZM154 138H155V137H154ZM156 138H157V137H156ZM156 138H155V139H156ZM166 138H167V137H166ZM169 138H170V137H169ZM169 138H168V140H169V142H170L171 139H169ZM175 138H177V137H175ZM209 138H210V137H209ZM221 138H222V137H221ZM230 138H231V137H230ZM261 138H262V137H261ZM105 139H106V138H105ZM105 139H104V141H105ZM109 139H110V138H109ZM120 139H121V138H120ZM122 139L125 141V138H122ZM122 139H121L120 142H122ZM127 139H128V138H127ZM137 139H136V140H137ZM206 139H207V138H206ZM223 139H225V137H224ZM117 140H119V139H117ZM141 140H145V138L142 137ZM166 140H167V139H166ZM168 140H167L166 142H168ZM210 140H211V139H210ZM220 140H221V139H220ZM232 140H233V139H232ZM232 140L230 139V141L228 140V142H231ZM246 140H247V138H246ZM250 140H251V139H250ZM250 140H249V141H250ZM255 140H256V138H255ZM110 141H111V139H110ZM124 141H123V142H124ZM134 141H135V140H134ZM137 141L139 142L140 140L138 139ZM152 141H153V140H152ZM154 141H155V140H154ZM161 141H162V140H161ZM161 141H160V142H161ZM173 141H174V140H173ZM175 141H176V140H175ZM223 141H224V140H223ZM249 141H248V142H249ZM132 142H133V141H132ZM138 142H137V144H138ZM140 142H141V141H140ZM145 142H148V140L145 141ZM160 142H159V143H160ZM207 142H208V141H207ZM212 142H213V141H212ZM225 142H226V141H225ZM225 142L223 143L224 146H225V144H226ZM254 142H255V141H254ZM109 143H110V142H108L107 147H108V148H109V147L111 148V146L113 145V144H112L113 142H111L112 145L110 144V146H109ZM152 143H153V142H152ZM152 143H151V146H152ZM154 143H155V142H154ZM154 143H153V144H154ZM161 143H162V142H161ZM171 143H173V142H171ZM176 143L178 144L177 141H176ZM213 143H214V142H213ZM221 143H222V142H221ZM233 143H234V142H233ZM245 143H246V141H245ZM249 143H250V142H249ZM257 143H258V142H257ZM114 144H116V141H114ZM117 144H118V143H117ZM131 144H132V143H131ZM131 144H130V145H131ZM162 144H163V143H162ZM165 144H166V143H165ZM165 144L162 145V146H164V148H165ZM185 144H186V143H185ZM206 144H207V143H206ZM125 145H126V144H125ZM143 145H144V144H143ZM167 145L170 146V144H168V143H167ZM167 145H166L167 150H169L170 147L168 148ZM180 145H181V144L176 145V146L178 147V146H180ZM208 145H210V144H208ZM257 145L260 146V147L262 148V146H261L259 143H258ZM116 146H117V145H115V146H113V147H116ZM119 146H120V144H119ZM146 146H148V145H146ZM187 146H188V145H187ZM203 146H204V145H203ZM206 146H207V145H206ZM217 146H218V145H217ZM220 146L222 147V145H220ZM232 146H233V145H232ZM122 147H123V146H122ZM129 147H130V146H129ZM221 147H220V148H221ZM230 147H231V145H230ZM260 147H259V148H260ZM108 148H107V150H108ZM117 148H118V147H117ZM131 148H132V147H131ZM136 148H137V147H136ZM180 148H181V147H179V149H180ZM182 148H183V147H182ZM217 148H218V147H217ZM233 148H234V147H233ZM233 148H232V149H233ZM242 148H243V147H242ZM244 148H245V147H244ZM244 148H243V149H244ZM123 149H124V148H123ZM157 149H158V148H157ZM170 149H173V148H170ZM176 149H177V148H176ZM184 149H185V148H184ZM228 149H230V148H228ZM232 149H231V150H232ZM109 150H110V149H109ZM134 150L136 151V149H134ZM142 150H143V149H142ZM142 150H141V151H142ZM145 150H146V149H145ZM160 150H161V149H160ZM173 150H174V149H173ZM206 150H207V149H206ZM219 150H220V149H219ZM241 150H242V149H241ZM112 151H113V150H112ZM125 151H126V149H125ZM132 151H133V150H132ZM149 151H150V149H149ZM169 151L171 152V150H169ZM175 151H176V150H175ZM175 151H174V152H175ZM184 151H187V149L184 150ZM184 151H183V152H184ZM188 151H189V150H188ZM224 151H226V150H224ZM224 151H223V153H224ZM260 151H261V150H260ZM113 152H114V151H113ZM143 152H144V151H143ZM157 152H158V151H157ZM161 152H162V151H161ZM165 152H166V151H165ZM172 152H173V151H172ZM176 152H177V151H176ZM231 152H233V151H231ZM261 152H263V151H261ZM110 153H111V152H110ZM119 153L121 154L120 151H119ZM124 153H125V152H124ZM124 153H123V154H124ZM129 153H131V151H130ZM133 153H135V152H132V154H133ZM146 153H147V152H146ZM159 153H160V152H159ZM162 153H163V152H162ZM177 153H178V152H177ZM185 153H186V152H185ZM187 153H188V152H187ZM212 153H213V152H212ZM117 154H118V153H117ZM123 154H122V155H123ZM181 154H182V153H181ZM183 154H184V153H183ZM263 154H264V153H263ZM111 155H113V154H111ZM124 155H126V154H124ZM157 155H158V154H157ZM171 155H172V153H171ZM233 155H235V153H234ZM119 156H120V155H118V157H119ZM143 156H144V155H143ZM164 156H166V155L164 154ZM172 156H173V155H172ZM172 156L170 157V160H171ZM174 156H176L177 158H176V157H175V158L178 159L179 154H178V156H177V154H175ZM180 156H182V155H180ZM114 157H115V155H114ZM145 157H146V156H145ZM233 157H234V156H233ZM156 158H157V157H156ZM167 158H168V157H167ZM182 158H183V157H182ZM225 158H226V157H225ZM128 159H129V158H128ZM173 159H174V157H173ZM183 159H184V158H183ZM109 160H110V159H109ZM109 160H108V161H109ZM113 160H114V159H113ZM142 160H143V159H142ZM229 160H230V159H229ZM105 161H106V160H105ZM105 161H104V163H105ZM116 161H118V160H116ZM129 161H130V160H129ZM147 161H148V160H147ZM147 161H146V162H147ZM257 161H258V160H257ZM259 161H260V160H259ZM142 162H143V161H142ZM154 162H155V161H154ZM154 162H153V163H154ZM156 162H158V161H156ZM160 162H162V160H161ZM166 162L168 163V161H166ZM166 162H165V164H166ZM172 162H173V161H172ZM176 162H177V161H176ZM176 162H175V163H176ZM260 162H261V161H260ZM112 163H113V162H112ZM134 163H135V161H134ZM151 163H152V162H151ZM122 164H123V162H122ZM131 164H132V163H131ZM135 164H136V163H135ZM135 164H134V165H135ZM137 164H138V163H137ZM137 164H136V167H137ZM156 164H157V163H155V165H156ZM158 164H159V163H158ZM161 164H162V163H161ZM107 165H108V164H107ZM113 165H114V164H113ZM118 165H119V163H118ZM125 165H126V164H125ZM139 165H140V164H139ZM173 165H174V162H173ZM229 165H230V164H229ZM115 166H117V164L114 165V167H115ZM143 166H144V165H143ZM162 166H163V164H162ZM164 166H165V165H164ZM168 166H169V165H168ZM109 167H110V166H109ZM117 167H118V166H117ZM117 167H115V168H117ZM130 167L133 168V166H130ZM136 167L133 168V169H135V171H136ZM138 167H139V166H138ZM138 167H137V168H138ZM148 167H150V166H148ZM170 167H171V166H170ZM175 167H176V168L178 167V166H177V163H176ZM175 167H174V168H175ZM223 167L226 168L224 164H223ZM227 167L229 168V166H227ZM106 168H108V167H106ZM121 168H122V166H121ZM132 168H130L129 170H132ZM146 168H147V167H146ZM161 168H162V167H160V170H161ZM111 169H113L112 166H111ZM140 169H141V168H140ZM140 169H137V170H140ZM148 169H149V168H148ZM170 169H171V168H170ZM219 169H220V168H219ZM97 170H98V169H97ZM103 170H104V169H103ZM114 170H115V169H114ZM121 170H122V169H121ZM145 170H146V169H145ZM176 170H177V169H176ZM176 170H175V171H176ZM101 171H102V170H101ZM125 171H126V170H125ZM127 171H128V170H127ZM140 171H141V170H140ZM164 171H166V169H165ZM164 171L161 170V172L165 173ZM172 171H174V170L172 169ZM103 172H104V171H103ZM115 172H116V171H115ZM115 172L113 171V173H115ZM118 172H119V171H118ZM143 172H145V171H143ZM146 172H147V171H146ZM217 172H218V171H217ZM221 172H222V171H221ZM111 173H112V171H111ZM111 173H110V174H111ZM115 174H116V173H115ZM147 174H148V172H147ZM149 174H150V173H149ZM149 174H148V176H150ZM153 174H154V173H153ZM173 174H174V173H173ZM173 174H171V175H173ZM175 174H176V173H175ZM96 175H97V173L95 174V176H96ZM167 175H168V174H167ZM116 176H118V174H117ZM116 176H115V178H116ZM155 176H156V175H155ZM155 176H154V177H155ZM163 176H166V175H163ZM163 176H161V177L164 178ZM173 176H174V175H173ZM175 176H176V175H175ZM175 176H174V177H175ZM100 177H101V176H100ZM104 177H105V175H104ZM104 177H103V178H104ZM136 177H137V176H136ZM161 177H159V178H161ZM170 177L173 178L172 176H170ZM131 178H132V177H131ZM144 178H146V175L144 176ZM97 179H98V177H97ZM110 179H111V178H110ZM133 179H134V178H133ZM135 179H136V178H135ZM139 179H140V178H139ZM104 180H105V179H104ZM140 180H141V179H140ZM158 180H160V179L157 178L156 183H157ZM164 180H165V179H164ZM177 180H178V179H177ZM95 181H97V180H95ZM105 181H106V180H105ZM108 181H109V180H108ZM141 181H142V180H141ZM167 181H168V180H167ZM169 181H171V183H172L174 180H173V181H172V180H169ZM92 182H93V181H92ZM150 182H151V181H150ZM150 182H149V183H150ZM161 182H162V180H161ZM103 183H104V182H103ZM106 183H108V182L106 181ZM156 183H155V184H156ZM177 183H178V182H177ZM180 183H181V182H180ZM92 184H93V183H92ZM100 184H101V183H100ZM128 184H129V182H128ZM144 184H145V182L143 183V185H144ZM155 184H154V185H155ZM158 184H159V183H158ZM93 185H96V184H93ZM93 185H92V186H93ZM97 185H98V184H97ZM104 185H105V184H104ZM106 185H107V184H106ZM106 185H105V186H106ZM129 185H131V183H130ZM162 185H163V184H162ZM164 185H165L164 187H166V184H164ZM180 185H181V184H180ZM98 186H99V185H98ZM98 186H97V188H98ZM138 186H139V185H138ZM138 186H137V188H139ZM145 186H146V185H145ZM147 186H148V185H147ZM175 186H176V185H175ZM178 186H179V185H178ZM181 186H182V185H181ZM186 186H187V185H186ZM258 186H259V185H258ZM101 187H102V186L100 185L99 188H101ZM108 187H109V184H108ZM110 187H111V185H110ZM157 187H158V186H157ZM159 187H160V185H159ZM169 187H170V185H169ZM169 187H168V188L166 187V189H170ZM173 187H174V186H173ZM93 188H94V187H93ZM99 188H98V189H99ZM103 188H104V187H103ZM103 188H102V190H104ZM111 188H112V187H111ZM114 188H115V187H114ZM114 188H113V189H114ZM149 188H150V187H149ZM160 188H162V187H160ZM98 189H97V192H98ZM107 189H109V188H107ZM142 189H143V188H142ZM171 189H172V190H171ZM171 189H170V190L173 191L174 188L171 187ZM177 189H178V188H177ZM179 189H180V187H179ZM102 190H101V191H102ZM110 190H111V189H110ZM136 190H137V189H136ZM144 190H145V189H144ZM117 191H118V190H117ZM139 191H140V190H139ZM179 191H180V190H179ZM193 191H194V190H193ZM99 192H100V191H99ZM99 192H98V193H99ZM102 192H104V191H102ZM106 192H108V191H106ZM162 192H163V191H162ZM174 192H176V190L173 191V193H174ZM181 192H182V191H181ZM200 192H202V191H200ZM203 192H204V191H203ZM163 193H164V192H163ZM171 193H172V192H171ZM176 193H177V192H176ZM190 193H191V192H190ZM102 194H103V193H102ZM109 194H110V193H109ZM113 194H114V193H113ZM177 194H178V193H177ZM192 194H193V193H192ZM196 194H197V193H196ZM100 195H101V193H100ZM116 195H117V194H116ZM118 195H119V194H118ZM118 195H117V197H118ZM145 195H146V193H145ZM169 195H170V194H169ZM179 195H180V194H179ZM194 195H195V193H194ZM203 195H204V194H203ZM205 195H206V194H205ZM106 196H107V195H106ZM106 196H105V197H106ZM109 196H110V195H109ZM163 196H165V195H163ZM170 196H171V195H170ZM181 196H182V195H181ZM195 196H196V195H195ZM207 196H208V195H207ZM103 197H104V196H103ZM111 197H112V196H111ZM117 197H115V198H117ZM161 197H162V196H161ZM120 198H121V197H120ZM159 198H160V197H159ZM202 198H203V197H202ZM106 199H107V198H106ZM121 199H122V198H121ZM151 199H152V198H151ZM163 199H164V198H163ZM177 199H178V198H177ZM191 199H192V197H191ZM203 199H204V198H203ZM203 199H201V201H202ZM205 199H206V198H205ZM205 199H204V200H205ZM122 200H123V199H122ZM192 200H196V199L193 198ZM155 201H156V200H155ZM166 201H167V200H166ZM206 201H208V200L206 199ZM100 202H101V201H100ZM106 202H108V201H106ZM112 202H114V201H112ZM116 202H117V201H116ZM123 202H124V201H123ZM156 202H158V201H156ZM160 202H161V201H160ZM173 202H174V201H173ZM212 202H214V201H212ZM212 202H211V204H212ZM109 203H110V202H109ZM118 203H119V202H118ZM131 203H132V201H131ZM98 204H100V203L98 202ZM112 204H113V203H112ZM112 204H109V205H112ZM115 204H116V203H115ZM125 204H126V203H125ZM128 204H129V203H128ZM154 204H155V203H154ZM157 204H158V203H157ZM201 204H202V203H201ZM203 204H204V202H203ZM207 204H208V203H207ZM107 205H108V204H107ZM109 205H108V206H109ZM205 205H206V204H205ZM205 205H204V206H205ZM116 206H117V205H116ZM121 207H122V206H121ZM165 207H166V206H165ZM167 207H169V206H167ZM205 207H206V206H205ZM215 207H216V206H215ZM105 208H106V207H104V209H105ZM109 208H110V206H109ZM124 208H125V207H124ZM192 208H194V207H192ZM101 209H102V208H101ZM104 209H103V210H104ZM107 209H108V208H107ZM112 209H113V212H114V208H112ZM116 210H117V209H116ZM198 210H199V209H198ZM205 210H206V209H205ZM105 211H106V210H105ZM109 211H111V210L109 209ZM119 211H120V214H121V210H119ZM201 211H202V210H201ZM122 212H124V210H123ZM99 213H100V212H99ZM101 213H102V212H101ZM110 213H112V212H110ZM117 213H118V212H117ZM195 213H196V212H195ZM259 213H260L259 215H264L263 207H260V208H259ZM196 214H197V213H196ZM200 214H202V213H200ZM208 214H209V213H208ZM110 215H111V214H110ZM114 215H115V214H114ZM114 215H113V216H114ZM191 216H192V215H191ZM208 216H209V215H208ZM220 216H221V215H220ZM115 217H116V216H115ZM132 217H133V216H132ZM117 218H118V217H117ZM128 218H129V217H128ZM128 218H127V219H128ZM138 218H139V217H138ZM143 218H144V217H143ZM221 218H222V217H221ZM111 219H112V218H111ZM114 220H115V219H114ZM128 220H131V219H128ZM191 220H192V219H191ZM225 220H226V219H225ZM247 220H248V219H247ZM115 221H117V220H115ZM123 221H124V220H123ZM123 221H122V222H123ZM125 221H126V220H125ZM131 221H132V220H131ZM221 221H222V220H221ZM223 221H224V220H223ZM111 222H112V221H111ZM117 222H119V221H117ZM190 222H192V221H190ZM219 222H220V221H219ZM225 222H227V221H225ZM225 222H224V223H225ZM246 222H247V221H246ZM127 223H128V222H127ZM262 223H263V222H262ZM262 223H261V224H262ZM123 224H124V222H123ZM252 224H253V223H252ZM252 224H251V225H252ZM111 225H112V224H111ZM256 225H257V221L255 222V225H254V226H256ZM119 226H120V223H119ZM126 226H127V225H126ZM189 226H190V225H189ZM226 226H228V225H226ZM113 227H114V226H113ZM263 227H264V225H263ZM117 228H119V227L117 226ZM227 228H228V227H227ZM103 229H104V228H103ZM229 229H230V228H229ZM229 229H228V230H229ZM233 230H234V229H233ZM215 232H216V231H215ZM227 235H228V234H227Z\"/></svg>",
  "mask_w": 264,
  "mask_h": 264
}]
</instances>
